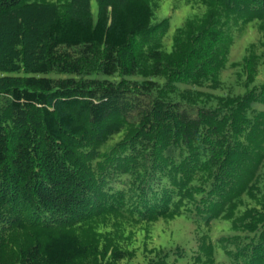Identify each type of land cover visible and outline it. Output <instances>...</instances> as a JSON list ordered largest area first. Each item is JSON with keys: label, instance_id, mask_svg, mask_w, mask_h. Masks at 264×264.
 <instances>
[{"label": "trees", "instance_id": "16d2710c", "mask_svg": "<svg viewBox=\"0 0 264 264\" xmlns=\"http://www.w3.org/2000/svg\"><path fill=\"white\" fill-rule=\"evenodd\" d=\"M95 1L0 0V264H264V0Z\"/></svg>", "mask_w": 264, "mask_h": 264}, {"label": "rangeland", "instance_id": "374dc122", "mask_svg": "<svg viewBox=\"0 0 264 264\" xmlns=\"http://www.w3.org/2000/svg\"><path fill=\"white\" fill-rule=\"evenodd\" d=\"M169 7H170L169 2L164 3L162 8L160 9V12L163 11V13H165L169 9ZM90 8H91L92 16L96 19L97 14H98V7H97V3L95 0H91ZM176 9L178 10H176L170 18L171 22H170V27L168 31V36H171L174 29L180 24L183 18L189 13L188 8L184 6L178 7Z\"/></svg>", "mask_w": 264, "mask_h": 264}]
</instances>
